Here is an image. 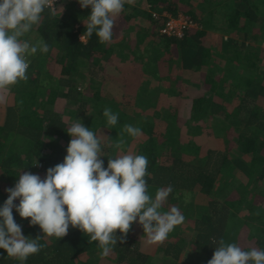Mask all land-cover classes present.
Here are the masks:
<instances>
[{
    "label": "trees",
    "instance_id": "16d2710c",
    "mask_svg": "<svg viewBox=\"0 0 264 264\" xmlns=\"http://www.w3.org/2000/svg\"><path fill=\"white\" fill-rule=\"evenodd\" d=\"M141 1L145 3V0ZM147 1L150 7L167 2L168 5L163 7L171 14H175L179 6L166 0ZM224 1L226 5L236 6L233 11L225 12L224 29L237 31L242 39L236 41L229 37L226 46H223L232 52V57H229V81L218 74V66L206 52L205 38L212 25L213 14L210 19H203L201 30L187 31L182 38H177L176 44L181 51L184 69L191 70L212 62L205 72L203 94L185 97L181 93L185 97L184 103L176 109V115H170L169 120L165 119L166 114L154 111L155 117L148 125L150 127L142 129L143 137L146 136L144 142L141 141L143 138H138L141 143L138 142L137 155L146 156L149 162L147 171L150 175L145 177L149 194L154 198L158 188L172 186L173 191L163 210L173 205L179 208L184 221L192 224L189 232H193L191 239L187 240L180 233L189 226L179 225L168 235V238L176 236L177 241L167 239L165 244H157L152 254L147 253L141 249L140 242L145 233L137 220L131 226L125 242H118L108 257H102L98 242L89 243V237L79 229L70 225L68 234L63 238H43L38 225L32 226L30 218H21L13 209L14 220L21 226L22 234L26 238H41L39 243L43 245L37 254L29 256L23 264H208L216 246L212 243L213 238L236 243L244 250L264 249V66L261 63L264 57L260 49L264 43V0ZM64 2L62 9L57 8L59 11L55 16L45 9L40 23L34 25L23 38L32 43L44 39L49 51L47 54L38 51L28 57V79L19 82L10 91L14 103L6 105L0 123V207L8 199L7 189L15 186L14 182H18L23 171L39 176L42 174L43 178L40 177L44 179L47 170L63 163L67 155L71 140L67 133L70 123L62 122L59 113L52 109L44 107V115L37 109L41 98H47L48 104H54L56 97L60 96L56 95L58 89L44 84L39 68L51 73L58 72L59 86L67 90L64 95L77 89L87 94L101 109L94 110V117L104 116L105 107L117 113L118 123L111 128L116 129L117 135L123 134L131 139L124 143L123 151L136 140L123 131L125 124L133 125L131 115L112 106L110 103L114 97L107 95L105 90L102 92L105 82L103 73L108 65L116 63L114 61L119 59L118 55L112 52L110 42L101 43L95 33L91 37L86 35V19L91 15V7L82 8L79 0ZM233 2H237V5ZM137 6L131 9L136 11ZM153 12L150 20H159L162 25L165 17L161 18L162 14H159L156 18ZM187 15L196 22L195 16ZM115 26L114 21L113 28ZM81 35H84L85 42L80 40ZM250 40L254 42L248 43ZM93 107L97 108L95 105ZM184 120L188 121V135L193 134L194 127L190 125L193 121L205 125L206 135L218 134L217 139L232 130L238 154L230 153L231 147L224 150L221 146L205 147L198 139L188 141L181 134L180 125L185 123ZM87 126L93 129L92 125ZM41 132L49 136L48 142L40 138ZM15 134L28 138L29 142L8 147V138ZM232 139H224V143H232ZM109 140L111 143H105L108 145L103 157L105 168L108 157L116 158L119 152L114 142L117 140ZM237 172L244 175L246 181L236 178ZM197 187L198 192L207 199L205 205L185 202L187 194ZM14 203L18 205L19 200ZM242 228L247 232H243ZM117 236L122 234L117 232ZM193 255L201 257L204 263L195 261ZM0 264L21 262L8 257L7 252L0 249Z\"/></svg>",
    "mask_w": 264,
    "mask_h": 264
},
{
    "label": "clouds",
    "instance_id": "9594fccd",
    "mask_svg": "<svg viewBox=\"0 0 264 264\" xmlns=\"http://www.w3.org/2000/svg\"><path fill=\"white\" fill-rule=\"evenodd\" d=\"M82 8L91 7L86 19V35L93 33L101 43L112 40L114 18L124 10L125 0H79ZM55 0H0V104L7 100L12 87L28 79V57L38 51L47 54L49 45L44 39L37 43L23 39L42 20L45 9L52 16L59 11ZM62 9V8H61ZM84 35L81 36L83 41ZM103 115L109 126L118 123V114L105 107ZM123 131L136 138L142 130L125 124ZM71 136L64 162L47 170L46 177L23 171L13 188L7 189L8 199L0 207V249L21 264L43 247L41 238H26L13 216V209L32 226L38 225L45 237L63 238L69 226L98 242L100 255L108 257L123 244L131 226H142L150 244H161L185 217L173 206L163 205L173 191L171 185L157 189L154 198L148 192L145 177L148 159L131 153L108 157L104 167L102 144L83 122L77 120L67 129ZM125 141L117 140L122 148ZM39 165V162L36 166ZM19 200V204L14 202ZM117 232L122 236L118 237ZM212 243L215 251L208 264H264V249L244 250L236 243L223 239Z\"/></svg>",
    "mask_w": 264,
    "mask_h": 264
},
{
    "label": "crops",
    "instance_id": "0c3cea01",
    "mask_svg": "<svg viewBox=\"0 0 264 264\" xmlns=\"http://www.w3.org/2000/svg\"><path fill=\"white\" fill-rule=\"evenodd\" d=\"M166 1H168V3L174 2L179 5L178 9H176L175 14H171L169 11L165 9V7H163V5H168L166 4L167 2H165L163 5H156V6L154 5L153 7H150L151 4H149L147 0H145V3H143L141 0H125L124 10L121 12V14H119L117 17L114 18L116 26L113 28V37L112 40L110 41L111 50L112 52L115 53V55H118L119 59L114 61L116 63H113L112 65H108L106 67V70L103 73V78L105 82L103 83L102 86V92L104 91V88L106 86L120 87L122 90V95L130 96L131 102L132 101L133 103L140 102L141 105L148 103L150 106L148 110L154 111L152 107L155 103L158 104L159 100H163V98L168 99L169 97H172L174 94L173 91L172 92L169 91V85L171 87L172 82L168 79V77L170 79H174L176 83L175 82L173 83L177 84L178 82L181 84L183 82V79L180 78V73H181L180 71H182L183 73L189 72L190 75L194 74L193 79L188 81L190 84H193V86L190 87L191 93L197 95V97L203 94V81L205 78V72L208 69V66H210L212 62H215L214 54L224 50V49H219V47L224 48L223 46H226L225 43L228 39L227 38L228 35L230 36L233 34H238L237 31L234 32L233 30L231 32L226 31V29H224L223 26V24L226 23L225 12L228 13L229 11H233L236 8V6L230 7L229 9V6L225 5L224 11H218V17L216 15L217 12H215L216 10L211 11L216 16V17L213 16L212 21L213 22L221 21L220 25L223 26L222 29L221 27L220 28L217 27L216 30L219 29L220 31H222L223 32L222 37L225 36V38H222V41L220 40L217 41V43L213 44L211 41H209L213 39L207 36V38H205V43L207 46L206 52H208V54L211 56L210 60L212 62H209L204 66L202 65L201 67H195L191 70H187L184 69L182 66L181 51L176 45L178 43V39L162 36L160 34V27L162 26L160 24V21L158 20L157 22L155 19L153 21L150 20L149 18L150 14L152 15V12L154 11L153 14L155 13L158 16L159 14H162L161 18H164V15L177 16L179 13L186 12L185 15H187L188 13L189 15L195 16L194 18H196V26L193 28V30H201L203 28V19L204 18L210 19V17L213 15L211 12L210 14L204 12L205 8H207L209 1L212 2V1H223V0H207V2L206 0H189V1L166 0ZM139 2L141 3L139 6H137ZM201 3H203L202 10L200 5ZM134 6H137L136 11L131 9V7ZM213 25L215 24L213 23L208 30H211ZM81 36H80V40H81ZM231 38L234 39V37L232 36ZM85 41L86 39L84 37L83 42ZM159 46H161V48H159ZM147 47L150 48V51H147ZM166 48H173L174 53L171 54V52ZM127 51H132L133 52L132 55L129 56V53L127 54ZM135 59H138L139 61L136 62ZM140 63H143L142 69L139 66ZM110 69L113 70L116 69L118 71H115V75H114L112 73H109ZM196 69H200V70H196ZM154 78H157L161 82L159 83V81L155 80ZM154 82H156L155 84L158 85L157 97L159 100H157L156 102L153 99L154 97H156L155 89L157 87L156 88L150 87V85L153 84ZM96 83L98 85V82ZM142 88L144 89L145 97L142 99H137L141 93ZM57 89L59 91L56 95L57 96L60 95L58 98H60L61 100L64 99L70 100L69 101L70 104L72 103L71 101L85 99L87 95V94H83L82 91H78L79 89H77L76 91L70 90L71 92L64 95V93H66L67 90H65L62 85L59 86ZM160 90H162L163 94L160 92ZM195 95L194 97H196ZM178 96L180 95L178 94ZM113 97L115 98V94L113 95ZM178 99L180 98L178 97ZM7 100H9V97H7ZM182 100L174 101L172 107L178 110V108L182 107L183 105ZM88 101H91L90 97ZM84 104L86 105V101H84ZM93 104L96 105L95 103ZM93 109L95 111L96 110L99 111V108L93 107ZM131 109L132 110L135 109L134 104ZM137 109L139 110L141 109V107ZM80 110L81 107L78 109V111ZM162 111L161 114H167V110L165 108ZM3 114H0V120L3 117ZM64 120L66 119L64 118L62 122ZM7 141H9L8 147L9 146L15 147L16 145L15 142L12 143L10 139H8Z\"/></svg>",
    "mask_w": 264,
    "mask_h": 264
},
{
    "label": "rangeland",
    "instance_id": "374dc122",
    "mask_svg": "<svg viewBox=\"0 0 264 264\" xmlns=\"http://www.w3.org/2000/svg\"><path fill=\"white\" fill-rule=\"evenodd\" d=\"M237 2L233 3V4L237 5ZM64 4H65V2L62 3L59 8H62ZM200 5H201V10H202L203 9V3H201ZM225 5H226V2L224 0L223 1H212V2L209 1L208 5H207V8H205L204 12H206L207 14H210L211 11L216 10L215 12H217L216 15L218 17V11H224ZM228 6H229V9H230L231 5H228ZM213 23L215 24V25L212 26L213 31H212V29L208 30V37L212 38L213 40H209V41H211L213 44H215V43H217V41H220V40L222 41V38H225V36L222 37L223 32L220 31L219 29L216 30L217 27H223L222 25H220L221 21H219V22L218 21H214V22H212V24ZM231 36L234 37V39H236V41H241L242 40L239 34H233V35H230V36L228 35L227 38H229ZM253 42L254 41L250 40L248 43H253ZM161 46H159V48H161ZM166 49H168L171 52V54L174 53L173 48H166ZM219 49H224V50L223 51H219L218 53L214 54V58H215L214 61H215L216 65L219 68L218 74L223 76L224 78H227V80L229 81V77H230L229 76V70H228L229 69V64H230L229 63V57H232V52L229 50V48L227 49V48L219 47ZM260 49H262V54H263V57H264V43L260 45ZM141 51H142V48H141ZM147 51H150L149 47H147ZM128 53H129V56H131L133 52L132 51H127V54ZM135 60H136V62L139 61L138 59H135ZM261 63H262V66H264V59H262ZM142 65H143V63L139 64L141 69H142ZM231 66H232V63H231ZM39 69H40L39 73L41 74V78H42V81H44V84L47 85L48 87L52 88V89H57L59 87V84H60V79L58 78V72L56 73V71H53L51 73V72H48V71L43 70L41 68H39ZM196 70H200V69H196ZM115 71H118V70L110 69L109 73H112V74L115 75ZM180 72H181L180 73V78L183 79V82L181 84L178 83V82H177V84H175L176 82L174 81V79H170L168 77V79L172 82V83L170 82L171 83V87L169 85L170 83L168 84L169 85V91L170 92H172V91L174 92L173 96L169 97L168 99L163 98V100H159L158 97H157L158 96V85L155 84L156 82H154L153 84L150 85V87H153V88L157 87L155 89L156 97H154L153 100L155 102L157 100H159V103L158 104L155 103L153 105L152 109L154 111H156L158 114H160L161 111L165 108L167 110V114H166L165 119L167 118V120L170 119V115H176V108L174 109L172 107L174 101H177V100L180 101L182 99L184 100L185 97H194V95H195V94H192L191 90H190V87H192L193 84H190L188 82L189 80L193 79V75L194 74L190 75L189 72H184V73L182 71H180ZM154 79L158 80L157 78H154ZM158 81H159V83L161 82L160 80H158ZM173 82H175V83H173ZM104 90L106 91L107 95H109V96H113L115 94V98H114L113 102H111L110 104H112V106L118 108V110H120L121 112H122V110L125 111L124 114L131 115V121L133 123V126L139 127L142 130L143 128L147 127L150 123H152L153 118L155 117V114H154V111L148 110V108H150L148 103H145V104L141 105L140 102H137V103H135V102L133 103V101L131 102V97L130 96H123L121 88L118 89L117 86H114V87L106 86L104 88ZM160 92L163 94L162 90H160ZM144 93H145L144 89L142 88L141 93H140V95L138 96L137 99L144 98L145 97ZM181 93H184V95H185L184 98L181 95ZM178 94L180 96H178ZM12 95L13 94L9 93L8 96H7V97H9V100H6L5 103L0 104V114L4 113V110H5L7 104L12 105L14 103ZM195 96H197V95H195ZM178 97L180 99H178ZM56 98H57V100H56L55 104H48L50 102L48 101L47 98H41L40 99L41 101L37 105V109H38L39 113L41 115L45 114L44 107L52 109V110H54V112L59 113V115L61 116L62 119L65 118L66 120H64V121L65 122H69L70 126L72 125V123L76 122L77 120H80L81 122H83L85 127L89 128L90 130H92L94 133L97 134V136L99 137V139L101 141L102 152H103L104 155H105V152L108 151V148H107L108 145L106 146L105 143L107 141L109 143L110 142V140H109L110 138H115L116 140L123 139L125 142H127L128 140H131V139L125 138L123 134L122 135L121 134L117 135L115 133L116 129H112L111 128V127H114V126H109L107 124L106 118L104 116L101 115V116L94 117V112H95L94 109H93V105L94 104H93V102L88 101V99H89L88 95H86L85 99H81V100H77V101H71L72 102L71 104L69 103L70 100H65V99L61 100L58 97H56ZM183 100H182V102L184 103ZM84 101H86V105L84 104ZM107 102H110V101H107ZM133 104H134V107H135L134 110L131 109L133 107ZM79 106L81 107L80 111H78V109L80 108ZM95 106L97 108H100L98 105H95ZM140 107H141V109L138 110L137 108H140ZM99 111H101V109H99ZM160 117H162V116L160 115ZM0 122L2 123V119L0 120ZM90 123H92V124H90ZM199 124H201L200 121L191 122L190 125L194 127V131L192 132L193 134L188 135V134H190L189 132H187L188 121L187 122L185 121V123H183V125H180L181 134H183L184 137L188 141H193L194 139H198V141L200 143H203V146H205V147L217 148V147L221 146V148L224 149V150L228 149V147H231L229 152L234 154V155L238 154L239 149H238L237 144L234 143V141H233L234 138L232 139V137L234 135L232 130H230L229 132L225 133L224 137L221 135L217 139L216 137L219 136L218 134L217 135H213L212 134L213 136L206 135V133H205V125L201 124L202 126H199ZM87 125H92L93 129H91L90 126H87ZM174 126H175V124H174ZM149 127L150 126H148L147 128H149ZM20 129L22 130V128H20ZM39 135L41 136L40 137L41 139L45 140V142H48L47 140H48L49 136L47 135L48 136L47 137L46 133L41 132ZM138 138H143L141 141L144 142L146 136L143 137V135H141L139 137L133 138V139H136L135 143L132 141L131 142L132 146H130L128 149H126V151H123L122 148L117 149L119 151L117 156L128 154V153H131L133 155H137L138 147H139L138 142L141 143L140 139H138ZM8 139H10V141H12V143L15 142L16 143L15 146H17L19 144V142H21V143L24 142V144H26L25 142H29L28 138H26L24 136H19L18 134L12 135ZM224 139L225 140L229 139V141H231V139H232V143H228L229 141L227 143H224ZM114 142L116 143L117 141H114ZM47 144H49V143H47ZM204 144H206V145H204ZM25 148L26 147H24L23 150ZM19 153H20V151H19ZM40 176L43 178L42 174H40ZM236 178H239L241 181H246L245 176L241 175L240 172L236 173ZM16 181H17V179H16ZM16 183L17 182H14L13 185H15ZM198 191H199V188L197 187L196 189L192 190V193H188L186 198H185V202L186 203H191L192 202V203H194V205H203V204L205 205L206 202H207V199H206L205 195H202ZM181 225L182 226H189V227H186V229L181 231L180 233L187 240L191 239V235H192L193 232L189 233L190 230H192V228H191L192 224L190 223V221L186 220ZM241 230H243V232H245V231L247 232V230L244 229V228H242ZM141 239L142 240H141L140 244H141L142 251H145L147 253H151L152 254L154 252L155 247H156L157 244H155V245L150 244L148 242L146 236H143ZM167 239H169L170 241H177V237L173 236V235L169 236V238H167ZM167 239L162 244H165ZM184 254H185V252L183 253V255ZM186 257H188L187 254H186ZM192 258L195 261L199 260L201 263H204L203 260H200L201 257H198L197 255H193ZM100 264H104V263L100 262ZM106 264H113V263L112 262H108Z\"/></svg>",
    "mask_w": 264,
    "mask_h": 264
},
{
    "label": "built area",
    "instance_id": "2783aa9c",
    "mask_svg": "<svg viewBox=\"0 0 264 264\" xmlns=\"http://www.w3.org/2000/svg\"><path fill=\"white\" fill-rule=\"evenodd\" d=\"M65 0H55V7L59 8ZM156 18L158 15L154 14ZM165 19L160 27V33L169 38H182L185 33L196 26L188 15L179 13L177 16L164 15Z\"/></svg>",
    "mask_w": 264,
    "mask_h": 264
}]
</instances>
